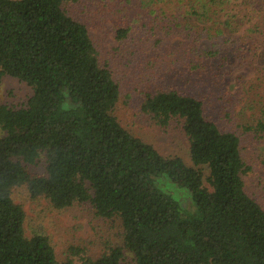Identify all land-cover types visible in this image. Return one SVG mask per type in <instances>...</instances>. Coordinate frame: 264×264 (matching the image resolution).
Listing matches in <instances>:
<instances>
[{
  "label": "trees",
  "instance_id": "trees-1",
  "mask_svg": "<svg viewBox=\"0 0 264 264\" xmlns=\"http://www.w3.org/2000/svg\"><path fill=\"white\" fill-rule=\"evenodd\" d=\"M145 1L207 20L228 0ZM5 75L31 95L19 107L0 102V264H74L57 259L47 235L25 234L12 197L20 185L55 208L89 202L119 220L121 242L88 264H264V207L245 189L239 134L209 118L202 99L170 88L141 105L162 126L182 119L191 164L129 132L114 113L119 85L65 0H0V83ZM243 127L264 138V115ZM40 158L44 173L29 171ZM162 176L186 187L193 207L163 190Z\"/></svg>",
  "mask_w": 264,
  "mask_h": 264
},
{
  "label": "rangeland",
  "instance_id": "rangeland-1",
  "mask_svg": "<svg viewBox=\"0 0 264 264\" xmlns=\"http://www.w3.org/2000/svg\"><path fill=\"white\" fill-rule=\"evenodd\" d=\"M162 2L65 0V5L87 25L100 62L119 85L114 113L122 126L163 155H179L191 164L182 119L162 126L141 105L147 93L161 89L199 97L209 118L239 134L248 166L245 189L264 207V138L243 127L264 115V0H228L207 20L184 13V8L179 16ZM198 24L205 27L201 33ZM120 27L126 31L123 38L117 36ZM30 95L25 82L3 76L0 102L19 107ZM26 166L34 173L45 171L43 158ZM156 181L182 207H193L186 187L164 176ZM12 197L25 210V234L47 235L60 261L88 264L107 244L121 242L119 220L97 215L89 202L55 208L46 197L32 198L25 185L14 187ZM127 262L132 264L130 256Z\"/></svg>",
  "mask_w": 264,
  "mask_h": 264
}]
</instances>
